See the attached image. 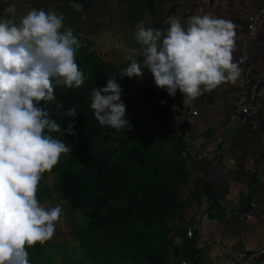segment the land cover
Returning a JSON list of instances; mask_svg holds the SVG:
<instances>
[{"label": "clouds", "instance_id": "9594fccd", "mask_svg": "<svg viewBox=\"0 0 264 264\" xmlns=\"http://www.w3.org/2000/svg\"><path fill=\"white\" fill-rule=\"evenodd\" d=\"M4 11L14 14L16 5ZM165 23L166 30L137 24L135 40L142 45L143 61L129 56L123 76L141 77L146 67L156 87L173 97L179 90L184 105L238 81L242 69L233 58V21L203 14L183 25L171 15ZM63 28L57 12L43 9H29L18 23L0 18V264H31L27 249L49 241L62 214L59 205H42L37 193L43 174L71 151L53 136L62 132L53 115L74 118L77 110L62 111L55 89H78L87 79L76 62L77 50L85 45L71 29ZM121 92L111 76L106 86L91 90L90 109L101 127L131 130ZM41 101L54 105L53 115L38 106ZM73 128L69 123V135Z\"/></svg>", "mask_w": 264, "mask_h": 264}, {"label": "crops", "instance_id": "0c3cea01", "mask_svg": "<svg viewBox=\"0 0 264 264\" xmlns=\"http://www.w3.org/2000/svg\"><path fill=\"white\" fill-rule=\"evenodd\" d=\"M71 2L81 4L76 0H0V18L18 23L31 8L55 11L63 15V29H71L89 44L90 51L112 64L119 54L116 49L135 54L142 64V45L135 40L140 22L161 30L169 27L165 21L171 15L182 25L191 16L203 14L234 22V61L245 42L248 59L239 66L260 80L253 109L245 120L233 117L238 81L204 92L188 105L183 104L179 92L182 114L195 111L196 115L183 122L186 181L178 186L179 209L168 222V238L172 241L168 264L183 260L188 264H233L230 255L259 249L264 244V15L254 36L247 29L248 17L256 11L259 0H93L80 11L72 9ZM12 4L16 12L5 13ZM99 46L105 49L99 52ZM100 53L108 55L109 60ZM134 82L136 89L155 85L146 67ZM206 155H212L213 168L209 169L207 157L198 159ZM243 206L249 208L236 215L237 208ZM190 227L195 230L191 239L185 234ZM254 264H264V256Z\"/></svg>", "mask_w": 264, "mask_h": 264}, {"label": "trees", "instance_id": "16d2710c", "mask_svg": "<svg viewBox=\"0 0 264 264\" xmlns=\"http://www.w3.org/2000/svg\"><path fill=\"white\" fill-rule=\"evenodd\" d=\"M76 1L87 8L93 0ZM76 36L85 45L77 50L76 62L87 79L78 89L56 87L55 96L62 111L75 107L77 115H53L51 102L38 106L46 107L61 125V134L53 136L71 146L50 173L68 209L81 212L74 229L79 256L75 259L62 243L46 246L49 254L41 260L55 264L52 251L59 249L63 264H168L172 242L168 222L179 209L178 186L186 181L182 156L186 145L174 134L184 127L179 90L173 97L156 85L135 89L121 97L131 130L101 127L90 109L91 90L106 86L111 76L127 92L134 77L123 76ZM69 123L74 124L73 135L68 134ZM33 253V258L39 256L36 248Z\"/></svg>", "mask_w": 264, "mask_h": 264}, {"label": "rangeland", "instance_id": "374dc122", "mask_svg": "<svg viewBox=\"0 0 264 264\" xmlns=\"http://www.w3.org/2000/svg\"><path fill=\"white\" fill-rule=\"evenodd\" d=\"M99 52L100 50L105 49V46H99ZM115 53H119L117 55V58H113V62H121V64L114 65L120 73H123V69L127 66V64L130 62L127 58L131 56L132 58L136 59L135 54L133 53H124V52H118V49L115 50ZM96 54V53H95ZM103 57L109 60V56L106 54L103 55L100 53ZM112 64V63H111ZM136 84L135 82L133 83V87L128 90L127 92L122 91L121 92V97L126 96L128 93L136 89ZM68 145V144H67ZM38 200L39 202L44 205L46 208H51L54 206L59 205L62 208V214L60 217L59 222L56 224L55 228V233L54 236L47 241L45 244L40 245L37 243L34 247L28 248L27 251L29 253V260L31 264H51L50 262L42 261L41 258L46 256V254H49L47 252V249L45 250L46 246H51V245H59V244H64V248L67 252H72L73 256L75 259L78 258L79 256V246L78 242L74 236V229L77 226L76 221L81 220V212L79 210H73L70 211L67 206L66 200H64L59 192L54 188L53 186V174L50 172H46L43 174L42 179L40 180L39 183V188H38ZM82 223L86 222V219L83 218ZM39 250V256L37 257H32L33 251ZM52 253H55L56 255V262L55 264H63L64 259L62 256V253L59 251V249H54Z\"/></svg>", "mask_w": 264, "mask_h": 264}, {"label": "built area", "instance_id": "2783aa9c", "mask_svg": "<svg viewBox=\"0 0 264 264\" xmlns=\"http://www.w3.org/2000/svg\"><path fill=\"white\" fill-rule=\"evenodd\" d=\"M69 6L76 10H82L81 4L71 2ZM264 15V0H259V5L256 11L248 17L247 20V29L251 36H254L258 29V23L261 17ZM63 18V15H60ZM248 59V52L245 48V42L243 43L241 54L239 55L237 62L239 65L244 66L245 62ZM121 64V62H115L114 65ZM260 80L254 79L250 76L247 69L244 68L240 78L238 79V86H237V97L235 98L232 109H233V117L237 118L238 120L242 121L247 118L252 112V102L256 97V90L259 86ZM195 111H189L187 115H181V121L186 123L189 121L191 116H195ZM256 127V123L253 124V128ZM174 134L180 136L182 140L185 142L186 136L184 134L183 129H175ZM186 153V148L182 152V156ZM212 155L206 156H198V159H202L203 157H207L208 162L210 161ZM186 237L191 239L195 234V230L193 228H187L186 230ZM264 256V244L257 250L254 251H240L233 255L229 256V261L233 264H254L260 257ZM180 264H188L186 260H183Z\"/></svg>", "mask_w": 264, "mask_h": 264}, {"label": "water", "instance_id": "95a60500", "mask_svg": "<svg viewBox=\"0 0 264 264\" xmlns=\"http://www.w3.org/2000/svg\"><path fill=\"white\" fill-rule=\"evenodd\" d=\"M208 167H209V169H210V168H213V167H214L213 163L209 161V163H208ZM248 208H249V206L238 207V208H237L236 215L240 216L241 214L245 213V212L247 211Z\"/></svg>", "mask_w": 264, "mask_h": 264}]
</instances>
